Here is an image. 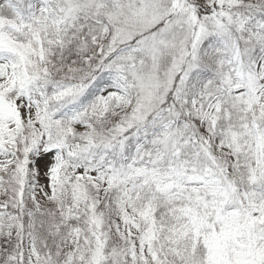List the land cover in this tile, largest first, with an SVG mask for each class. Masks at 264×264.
I'll use <instances>...</instances> for the list:
<instances>
[{"label": "snow or ice", "instance_id": "snow-or-ice-1", "mask_svg": "<svg viewBox=\"0 0 264 264\" xmlns=\"http://www.w3.org/2000/svg\"><path fill=\"white\" fill-rule=\"evenodd\" d=\"M0 264H264V0H0Z\"/></svg>", "mask_w": 264, "mask_h": 264}]
</instances>
